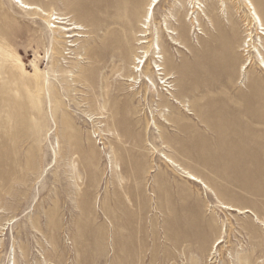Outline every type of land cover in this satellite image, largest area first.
I'll return each instance as SVG.
<instances>
[{
	"label": "rangeland",
	"instance_id": "rangeland-1",
	"mask_svg": "<svg viewBox=\"0 0 264 264\" xmlns=\"http://www.w3.org/2000/svg\"><path fill=\"white\" fill-rule=\"evenodd\" d=\"M24 1L41 11L0 0V264H264L249 1L162 0L150 22L153 0Z\"/></svg>",
	"mask_w": 264,
	"mask_h": 264
},
{
	"label": "bare ground",
	"instance_id": "bare-ground-1",
	"mask_svg": "<svg viewBox=\"0 0 264 264\" xmlns=\"http://www.w3.org/2000/svg\"><path fill=\"white\" fill-rule=\"evenodd\" d=\"M21 2V6L23 7V8H26V9H30V10H39V11H41V9L38 7V6H36V5H34V4H31V3H28V2H25L24 0H18V2ZM162 0H153L152 1V3H151V6H150V14L148 15V21L150 22L152 19H153V13H154V11H155V7L161 2ZM249 1V4H250V9L253 11V20H254V24H257V25H259L260 27V29H262L263 31H261V33H263V35H264V24L262 23V19H261V17H260V15L258 14V12L256 11V9H255V7L252 5V3H251V1L250 0H248ZM199 8V7H198ZM199 10H202V9H200L199 8ZM251 11V12H252ZM57 18V17H56ZM77 26H74L73 27V29L74 28H76ZM169 31H171L170 33H172V34H174L175 35V37H173L172 39H174L173 40V43L174 44H178L179 42H178V35H179V33L177 32V31H175V30H169ZM180 40H181V35H180ZM144 41H146L145 39H144ZM143 41V42H144ZM142 42V43H143ZM232 42V41H231ZM73 44V43H72ZM161 49V48H160ZM150 50L148 49L147 51H145L146 53H148ZM147 57H141L140 58V60L138 61V65L136 66V68H135V73H137V74H139V73H141L140 71L142 70V72L144 71V69H145V67H146V62L148 61V55H146ZM157 57H161V58H163V60H165L164 59V57H163V55H161V54H159ZM161 62L162 63H164V61H162L161 60ZM260 63H261V67L264 69V57H263V55L261 56V58H260ZM160 65V66H159ZM143 66V67H142ZM157 69L158 70H162L161 71V73L160 74H163V71H165L166 70V68H165V66H163V64H157ZM194 67V69H195V65L193 66ZM195 73V72H194ZM165 74V83L167 84L168 82V79H171L172 77H174V75H171V74H167V73H164ZM194 77H196L195 76V74L193 75ZM168 85H169V87H171V85L172 84H170V83H168ZM171 89H173V88H171ZM175 89V88H174ZM174 101H177L176 99L174 100ZM189 177H190V179H192V180H195V181H198V182H200V183H203L202 181H201V179H199L198 177H196L194 174H192V173H189ZM204 184V183H203ZM206 186V185H205ZM226 207L227 208H229V209H233V207H231V206H227L226 205ZM237 209V208H236ZM245 211H248V209H246ZM222 241H223V239L222 238H218V240L216 241V243H215V247L218 245V244H220V243H222Z\"/></svg>",
	"mask_w": 264,
	"mask_h": 264
}]
</instances>
